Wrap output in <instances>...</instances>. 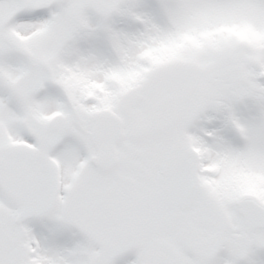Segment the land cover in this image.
<instances>
[{
  "label": "snow or ice",
  "instance_id": "6c2138e0",
  "mask_svg": "<svg viewBox=\"0 0 264 264\" xmlns=\"http://www.w3.org/2000/svg\"><path fill=\"white\" fill-rule=\"evenodd\" d=\"M0 264H264V0H0Z\"/></svg>",
  "mask_w": 264,
  "mask_h": 264
}]
</instances>
